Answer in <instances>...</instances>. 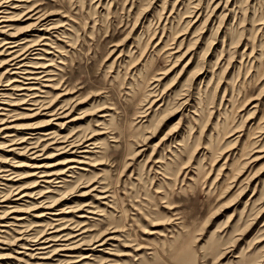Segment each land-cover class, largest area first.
<instances>
[{
	"label": "rangeland",
	"instance_id": "obj_1",
	"mask_svg": "<svg viewBox=\"0 0 264 264\" xmlns=\"http://www.w3.org/2000/svg\"><path fill=\"white\" fill-rule=\"evenodd\" d=\"M0 264H264V0H0Z\"/></svg>",
	"mask_w": 264,
	"mask_h": 264
},
{
	"label": "bare ground",
	"instance_id": "obj_2",
	"mask_svg": "<svg viewBox=\"0 0 264 264\" xmlns=\"http://www.w3.org/2000/svg\"><path fill=\"white\" fill-rule=\"evenodd\" d=\"M5 22V21H4ZM12 40V39H11ZM21 47V46H20ZM16 58H18V57H16ZM12 60V59H11ZM18 60V59H17ZM20 61V60H19ZM9 63V62H8ZM17 63V62H16ZM26 63V62H25ZM36 63V62H35ZM22 65V64H21ZM12 66H13V63H12ZM30 67V66H29ZM37 68V67H36ZM18 69V68H17ZM16 69V70H17ZM13 70V69H12ZM15 70V69H14ZM19 70V69H18ZM22 70V69H21ZM24 71V70H23ZM21 72V71H20ZM26 73H30V74H34V73H36V72H24L23 74L25 75ZM13 74V73H12ZM37 74H38V72H37ZM22 75V74H21ZM28 75V74H27ZM29 76V75H28ZM19 78V77H18ZM26 80L27 79H34V78H25ZM37 79V78H36ZM16 81V80H15ZM29 83V82H28ZM30 83H32V82H30ZM24 85V84H23ZM29 85V84H28ZM10 86V85H9ZM15 86V85H14ZM13 87V86H12ZM15 89H17V91L18 90H26V89H28V88H25V87H20V88H15ZM27 91V90H26ZM6 106V105H5ZM6 109V108H5ZM62 113V112H61ZM61 113H59V114H61ZM51 116H54L55 114L53 113V114H50ZM48 134V132L47 133H45L44 135H47ZM50 140V139H49ZM26 141V140H25ZM24 142V140H22L21 142H19V143H23ZM76 147V146H75ZM78 147H80V146H78ZM69 162L70 161H73V160H68ZM38 167H40V166H38ZM48 167V166H47ZM50 167V166H49ZM51 175H54V176H56L55 174H48V175H45V176H51ZM41 176H43V175H41ZM44 182V181H43ZM63 219V218H62ZM63 230V229H62ZM62 232V231H61ZM54 236V235H53ZM76 237V236H75ZM41 238V237H40ZM39 238V239H40ZM58 241V240H57ZM37 245H39V246H36L34 249H33V251H36L34 254L35 255H42V254H44L43 253V251L45 250V249H47L48 247L47 246H40V245H43L42 243L40 244V243H38ZM54 245V244H53ZM61 246V245H60ZM73 248V247H72ZM70 249V248H69ZM39 251H41V252H39ZM47 253V252H46Z\"/></svg>",
	"mask_w": 264,
	"mask_h": 264
}]
</instances>
